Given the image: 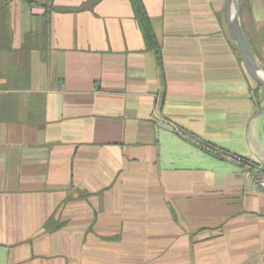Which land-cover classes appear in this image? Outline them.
Here are the masks:
<instances>
[{
    "label": "crops",
    "instance_id": "0c3cea01",
    "mask_svg": "<svg viewBox=\"0 0 264 264\" xmlns=\"http://www.w3.org/2000/svg\"><path fill=\"white\" fill-rule=\"evenodd\" d=\"M143 1L164 83L130 0H0V264H264L225 0Z\"/></svg>",
    "mask_w": 264,
    "mask_h": 264
},
{
    "label": "trees",
    "instance_id": "16d2710c",
    "mask_svg": "<svg viewBox=\"0 0 264 264\" xmlns=\"http://www.w3.org/2000/svg\"><path fill=\"white\" fill-rule=\"evenodd\" d=\"M134 13H135V17L139 23V26L142 30V33L144 35V39H145V43H146V48L150 51H152L155 54L158 66L160 68V72H161V78L163 83L165 82V73H164V60H163V51H162V46L159 42V39L156 35V32L154 30V26L152 24V20L148 14V11L146 9V6L144 4L143 0H130ZM86 8V5H83L81 7H78L74 10L78 11V10H83ZM55 10L58 11H65L64 9L61 8H54ZM240 12H241V17H242V24L244 27V31L246 34V37L248 39L249 45L252 49V51L254 52V54L258 57L259 60H262L261 55L259 54L257 48L253 45L251 39L249 38V34L247 32L246 26H245V22L243 20V6L240 2ZM262 37L264 38V29L262 31ZM234 46L237 49V51L239 52L235 42H234ZM258 87H262L261 85L258 84ZM254 97L256 98V101L261 104V100H260V95L258 93V90L254 91ZM205 148L207 151L209 152H213L219 156H234L233 154L229 153L228 151H225L224 149L215 147V146H209V145H205ZM243 163H247L249 159L241 157ZM250 170L251 171H255V170H259V172L264 176V164L263 163H257L252 161L250 164Z\"/></svg>",
    "mask_w": 264,
    "mask_h": 264
},
{
    "label": "water",
    "instance_id": "95a60500",
    "mask_svg": "<svg viewBox=\"0 0 264 264\" xmlns=\"http://www.w3.org/2000/svg\"><path fill=\"white\" fill-rule=\"evenodd\" d=\"M225 7L228 29L239 50L242 61L250 76L264 87V75L262 74L264 70L246 37L240 12V0H225Z\"/></svg>",
    "mask_w": 264,
    "mask_h": 264
},
{
    "label": "rangeland",
    "instance_id": "374dc122",
    "mask_svg": "<svg viewBox=\"0 0 264 264\" xmlns=\"http://www.w3.org/2000/svg\"><path fill=\"white\" fill-rule=\"evenodd\" d=\"M240 2L243 6V20L245 22L249 38L251 39L253 45L257 48L259 54L261 55L262 60H258L264 70V38L262 37V31L264 29V9L262 7L263 5L260 1L259 11L258 7L255 4V0H240ZM253 81L255 80L253 79ZM254 83L256 84L257 82L255 81ZM260 139L262 142H264V126L261 130Z\"/></svg>",
    "mask_w": 264,
    "mask_h": 264
},
{
    "label": "built area",
    "instance_id": "2783aa9c",
    "mask_svg": "<svg viewBox=\"0 0 264 264\" xmlns=\"http://www.w3.org/2000/svg\"><path fill=\"white\" fill-rule=\"evenodd\" d=\"M230 158L241 163L247 169H250V164L252 162L251 159H249L247 163H243L240 156L234 155V156H230ZM252 177L258 182L259 186L264 190V176L259 172V170L252 171Z\"/></svg>",
    "mask_w": 264,
    "mask_h": 264
},
{
    "label": "bare ground",
    "instance_id": "6f19581e",
    "mask_svg": "<svg viewBox=\"0 0 264 264\" xmlns=\"http://www.w3.org/2000/svg\"><path fill=\"white\" fill-rule=\"evenodd\" d=\"M264 75V73H262Z\"/></svg>",
    "mask_w": 264,
    "mask_h": 264
}]
</instances>
